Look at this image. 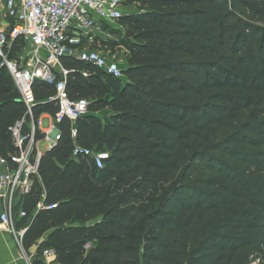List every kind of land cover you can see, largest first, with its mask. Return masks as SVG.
<instances>
[{"label": "trees", "instance_id": "obj_1", "mask_svg": "<svg viewBox=\"0 0 264 264\" xmlns=\"http://www.w3.org/2000/svg\"><path fill=\"white\" fill-rule=\"evenodd\" d=\"M130 1L140 13L122 18L133 29L123 79L64 60L71 98L90 102L79 141L110 158L102 170L77 162L63 125L22 204L25 248L49 233L36 255L66 264H264V0ZM54 94L36 83L37 117L57 113ZM25 114L0 66L1 159ZM44 190L58 206L35 214Z\"/></svg>", "mask_w": 264, "mask_h": 264}, {"label": "built area", "instance_id": "obj_2", "mask_svg": "<svg viewBox=\"0 0 264 264\" xmlns=\"http://www.w3.org/2000/svg\"><path fill=\"white\" fill-rule=\"evenodd\" d=\"M126 5L127 0H0V66L12 76L26 109L25 116L9 128L16 153L10 160L0 158V229L13 235L21 249L28 231V226L17 228L18 220L28 217L23 201L36 184H42L41 159L62 140L63 125L69 124L72 157L77 162L85 160L102 170L110 158L108 152H96L79 141L76 124L89 114L90 102L71 98L67 88L71 70L64 60L78 59L123 79L120 61L90 49L89 43L94 30L122 20ZM16 45L20 49L11 57ZM38 82L54 86L55 94L47 102L56 104L55 115L36 116ZM46 197L44 190L35 214L57 208L55 203L48 205ZM43 264L66 263L58 261L54 250L46 249Z\"/></svg>", "mask_w": 264, "mask_h": 264}, {"label": "rangeland", "instance_id": "obj_3", "mask_svg": "<svg viewBox=\"0 0 264 264\" xmlns=\"http://www.w3.org/2000/svg\"><path fill=\"white\" fill-rule=\"evenodd\" d=\"M139 13H140V7L138 6V4L130 1L128 5H126V8L124 10V18L130 15L137 16ZM132 31L133 29L129 26V24L125 21V19H123L120 22L113 23V24L112 23L104 24L100 26L99 29L93 31V34H92L93 42L89 43V47L92 50L101 51L105 54L111 55V57L118 59L121 63L122 68L125 70L127 68V56L129 54H128V50L126 49V47L123 46V41H125V39L128 38L127 37L128 33ZM102 41L110 42L111 47L104 46L102 44ZM12 88H13V91L16 92L17 94L18 92L16 91V89L14 87ZM110 113L112 112H109L107 118H101V119L103 121L110 120L112 118ZM103 116H105V114H103ZM96 193H97V190L91 186V187H88V192L87 194L84 195V197L93 198L94 195H96ZM140 205H142V203H140ZM142 206L145 207V204H143ZM18 223H17V228L19 229L23 228L21 225L18 226ZM94 224H95L94 221L89 222V225L91 226H93ZM48 237H49V233L44 235L43 238L39 239L35 245L41 244L44 240H47ZM91 245H92L91 243H86L85 249L89 250L91 248ZM32 249L25 248L24 239H23V243H22L23 253L30 254V251ZM46 249H49V248H44V250ZM35 257L37 261H40V259L43 258V253H39Z\"/></svg>", "mask_w": 264, "mask_h": 264}, {"label": "crops", "instance_id": "obj_4", "mask_svg": "<svg viewBox=\"0 0 264 264\" xmlns=\"http://www.w3.org/2000/svg\"><path fill=\"white\" fill-rule=\"evenodd\" d=\"M109 112L112 111L105 109L96 112L95 115L100 118H107ZM112 114L113 112L110 113L111 116ZM45 118L47 120L48 117L46 116ZM38 247L39 245H35L30 251V254H24L15 237L7 231L0 229V264H35L38 262L35 259L36 257H34L38 251ZM41 262H43V258Z\"/></svg>", "mask_w": 264, "mask_h": 264}, {"label": "water", "instance_id": "obj_5", "mask_svg": "<svg viewBox=\"0 0 264 264\" xmlns=\"http://www.w3.org/2000/svg\"><path fill=\"white\" fill-rule=\"evenodd\" d=\"M128 36H129V37H132V36H133V34H132V33H129V34H128Z\"/></svg>", "mask_w": 264, "mask_h": 264}]
</instances>
